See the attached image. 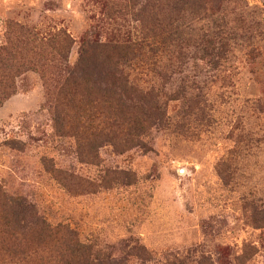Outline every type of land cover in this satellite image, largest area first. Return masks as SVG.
I'll list each match as a JSON object with an SVG mask.
<instances>
[{
    "label": "rangeland",
    "instance_id": "374dc122",
    "mask_svg": "<svg viewBox=\"0 0 264 264\" xmlns=\"http://www.w3.org/2000/svg\"><path fill=\"white\" fill-rule=\"evenodd\" d=\"M161 1L154 11V0H0V45L16 54L0 75V264H264V107H255L264 102V0L226 6L237 33L230 60L218 72L191 62L188 80L172 76L166 116L148 120L145 149L105 142L95 166L80 158L76 132L53 137L54 113L67 109L50 100L61 88L59 58L35 56L11 27L66 33L70 65L87 34L114 42L203 28L180 0ZM185 80L198 90L183 94ZM46 159L72 178L62 182ZM5 193L26 198L46 224ZM96 254L106 261L87 262Z\"/></svg>",
    "mask_w": 264,
    "mask_h": 264
},
{
    "label": "trees",
    "instance_id": "16d2710c",
    "mask_svg": "<svg viewBox=\"0 0 264 264\" xmlns=\"http://www.w3.org/2000/svg\"><path fill=\"white\" fill-rule=\"evenodd\" d=\"M240 2L242 0H180V7H186L183 11L204 24L200 32L195 34L164 31L160 35L157 34L158 29L154 28L153 32L147 31L137 38L128 37L114 42H102L87 34L82 40L75 65H70L66 55V49L72 44L71 37L66 33L43 38L25 27L12 24V29L24 37V47L31 48V45L33 49L35 46V56L39 55L38 52H45L43 55L48 53L49 57H55V61L59 58L57 78L61 88L58 95L50 96V100L55 98L57 103L62 99L67 109L58 113L55 111L53 137L66 138L64 131L68 129L76 132L78 154L80 158H87L86 163L92 166L102 164L98 151L105 142L114 147L120 145L125 150L145 149L143 138L148 120L154 119L156 112L166 116V110L160 102L172 76L184 75L188 80L185 66L191 62H200L213 72H218L230 60L231 45L236 41L237 33L231 26L226 6ZM165 5L161 0H154V11ZM177 9L179 7H175L174 12ZM157 18L154 17V22H158ZM60 42L64 43L63 49L57 48ZM33 59L27 61L31 63ZM15 61V48L0 45V75L9 74L8 64ZM19 61L23 64L22 59ZM187 80L182 82L183 94H186L187 88L197 89L194 79L191 86ZM203 98L202 94L195 97L199 103H203ZM255 107L261 109L264 102H257ZM88 137L97 140H89ZM84 143L91 147L90 154H83L85 152L81 145ZM45 165L52 174L61 177L62 182L73 176L57 169L53 160L46 159ZM85 182L89 187L96 185L94 182ZM4 200L38 217L37 208L26 198L10 197L5 193ZM38 219L46 224L43 219ZM86 249L89 252L93 250L91 247ZM92 259L96 261L94 263L106 261L105 256L100 254L93 258L89 256L87 262H92ZM202 264L212 263L206 258ZM222 264L226 263L222 261Z\"/></svg>",
    "mask_w": 264,
    "mask_h": 264
}]
</instances>
